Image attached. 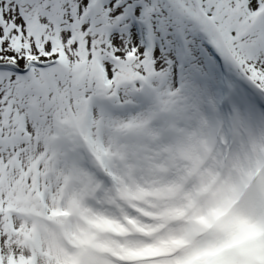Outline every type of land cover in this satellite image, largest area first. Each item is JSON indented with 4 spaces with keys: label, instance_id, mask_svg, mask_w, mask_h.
<instances>
[{
    "label": "snow or ice",
    "instance_id": "6c2138e0",
    "mask_svg": "<svg viewBox=\"0 0 264 264\" xmlns=\"http://www.w3.org/2000/svg\"><path fill=\"white\" fill-rule=\"evenodd\" d=\"M0 264H264V0H0Z\"/></svg>",
    "mask_w": 264,
    "mask_h": 264
}]
</instances>
